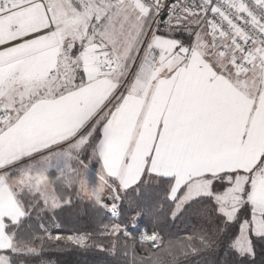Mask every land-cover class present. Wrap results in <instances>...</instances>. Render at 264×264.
Returning a JSON list of instances; mask_svg holds the SVG:
<instances>
[{
	"label": "snow or ice",
	"instance_id": "obj_1",
	"mask_svg": "<svg viewBox=\"0 0 264 264\" xmlns=\"http://www.w3.org/2000/svg\"><path fill=\"white\" fill-rule=\"evenodd\" d=\"M81 194L107 246L49 230ZM256 243L264 0H0V264L70 246L231 264Z\"/></svg>",
	"mask_w": 264,
	"mask_h": 264
},
{
	"label": "trees",
	"instance_id": "obj_2",
	"mask_svg": "<svg viewBox=\"0 0 264 264\" xmlns=\"http://www.w3.org/2000/svg\"><path fill=\"white\" fill-rule=\"evenodd\" d=\"M55 171H53L54 173ZM55 181V176H53ZM56 187H60L56 184ZM79 186L77 185V191ZM73 204L75 207L71 208V211H66L61 214L58 218L57 223L62 224L60 228H52L49 225V230L54 234L59 232L62 235L77 234L76 230H88L96 237L94 243H104L105 246L109 244L114 238H105L101 236L98 232H93L101 223L110 224L112 223V218L110 213L97 214L92 206V203L87 198H83V194L80 196H74ZM127 207V205H125ZM47 222V221H46ZM153 225L149 223L148 219L145 218L141 221L140 231L143 232L147 230L152 231ZM168 234L174 238H181L184 233V225L180 222L173 224H168L167 226ZM123 243V241H121ZM256 255L254 257H248L247 259L241 258L239 256H229L227 257L231 264H264V249L259 243L255 244ZM214 257H210L212 259ZM221 259L224 257L221 256ZM118 257L114 254L107 252H100L95 246L90 247L87 251L83 249H78L76 246H70L59 251L45 250L38 256H28L22 261V264H44V262H49V264H118ZM254 260V261H253Z\"/></svg>",
	"mask_w": 264,
	"mask_h": 264
},
{
	"label": "rangeland",
	"instance_id": "obj_3",
	"mask_svg": "<svg viewBox=\"0 0 264 264\" xmlns=\"http://www.w3.org/2000/svg\"><path fill=\"white\" fill-rule=\"evenodd\" d=\"M53 171H55L54 169H53ZM145 231V230H144Z\"/></svg>",
	"mask_w": 264,
	"mask_h": 264
}]
</instances>
